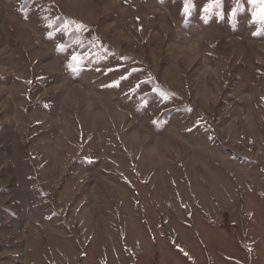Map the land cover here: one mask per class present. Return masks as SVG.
Masks as SVG:
<instances>
[{
    "label": "rangeland",
    "instance_id": "rangeland-1",
    "mask_svg": "<svg viewBox=\"0 0 264 264\" xmlns=\"http://www.w3.org/2000/svg\"><path fill=\"white\" fill-rule=\"evenodd\" d=\"M207 2L0 0V264H264V21Z\"/></svg>",
    "mask_w": 264,
    "mask_h": 264
},
{
    "label": "snow or ice",
    "instance_id": "snow-or-ice-1",
    "mask_svg": "<svg viewBox=\"0 0 264 264\" xmlns=\"http://www.w3.org/2000/svg\"><path fill=\"white\" fill-rule=\"evenodd\" d=\"M222 2L223 0H208V2L202 8V11L205 13H211L214 9H218L219 7H221ZM236 2L239 3V0H236ZM247 2L252 5H259L258 10L253 11L252 16L260 21H264V0H247ZM236 11L237 9H232L230 15L234 16Z\"/></svg>",
    "mask_w": 264,
    "mask_h": 264
}]
</instances>
